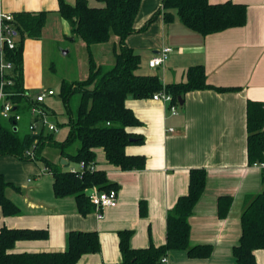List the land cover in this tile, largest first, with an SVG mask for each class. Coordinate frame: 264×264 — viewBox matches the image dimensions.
<instances>
[{
  "label": "crops",
  "instance_id": "1",
  "mask_svg": "<svg viewBox=\"0 0 264 264\" xmlns=\"http://www.w3.org/2000/svg\"><path fill=\"white\" fill-rule=\"evenodd\" d=\"M64 1L71 5L75 2ZM227 1L246 5L245 26L205 37L186 28L177 19L166 24L162 14L155 16L145 27L147 21L161 10L162 0L141 1L134 20L136 31L125 40L126 45L140 56L137 73L155 74L163 85H168L184 82L189 67L202 65L208 84L239 90L188 92L180 98L181 105L178 101L177 116H169L167 105L161 101L128 98L125 106L141 122V126L128 130L141 134L144 142L128 146L126 153L144 156L145 166L141 170L122 171L107 163L102 149H95V169L105 171L109 182L118 187L116 207L104 210L101 219L96 217L94 210L82 215L73 196L56 198L54 178L41 164L11 156L0 158V174L11 184L4 195L19 209L17 216H0V228L48 231L46 240L16 242L13 252L65 251L69 232L96 231L99 252L82 256L77 264H121L117 232L132 231L129 245L134 249L146 248L150 243L163 245L167 213L178 197L186 193L189 170L203 168L206 171L205 188L188 218L189 244L209 245L211 255L206 259H192L185 251L172 250L166 254L163 264H236L232 248L238 245L241 236L244 198L264 192L262 169L247 165L245 126L246 101L264 103V0H209L211 4ZM87 2L92 7L99 6L94 0ZM0 10L12 15L47 13L42 36L24 43V85L34 101L44 90H53L54 95L46 97L39 106L48 109V118L56 127L66 123L67 118L61 120L62 116L46 102L58 96L59 88L43 90L36 84L40 44L49 29L53 30L49 32L52 37L63 36L67 41H78L80 50L76 58L80 65L77 80L72 81L87 77L86 49L78 38L71 36L69 25L58 12V0H0ZM117 42L112 37L105 44L91 46L97 65H113ZM165 47L171 52L164 63L149 68V59ZM69 52L67 49L65 55ZM80 70H83L81 75ZM58 80L59 87L63 80ZM35 88L38 92L33 94ZM29 125L28 119L22 117L18 129L26 131ZM57 132L64 133L61 139L54 136L55 140L62 141L68 127L57 128ZM42 154L62 168L78 169L76 163L62 158L55 148L46 146ZM61 160L66 164L62 165ZM221 197H229L231 201L224 217H220L217 210ZM141 204L143 214L140 213ZM254 255L257 264H264V250H256Z\"/></svg>",
  "mask_w": 264,
  "mask_h": 264
},
{
  "label": "trees",
  "instance_id": "2",
  "mask_svg": "<svg viewBox=\"0 0 264 264\" xmlns=\"http://www.w3.org/2000/svg\"><path fill=\"white\" fill-rule=\"evenodd\" d=\"M99 6L92 7L87 0H75L67 4L58 0V12L69 25L72 37L79 38L86 49L87 77L80 81H61L58 96L65 108L68 127L62 141L44 128L33 133L27 127L19 131V120L4 119L0 115V158L11 156L21 161H34L54 178L56 198L73 196L79 212L86 215L93 211L88 191L95 187L100 191H117V185L109 182L103 170L95 169V149H102L109 165L122 171L141 170L145 157L128 155L126 148L142 145L141 134L128 130L141 126L139 119L125 106L128 98L147 99L165 92L171 96V104L178 102L188 92L213 90L219 93L238 91L236 87H215L207 83L204 67L196 65L186 71L184 82L163 85L155 74L137 73L140 56L129 48L125 40L133 34L134 20L142 0H94ZM166 24L178 20L183 26L200 36H207L246 24V5L230 1L211 4L209 0H162L161 10ZM47 20L46 12L13 14L18 34L17 46L8 52L14 69L13 84L6 88L14 113L26 117L28 124L36 122L31 110L38 103L28 96L23 76V49L27 39H39ZM112 37L117 39L114 63L110 67L99 66L93 59L92 45L105 44ZM43 108V107H42ZM49 113L48 109L43 108ZM246 157L248 166H259L264 181V103L247 100L245 107ZM57 128V127H56ZM77 143V144H76ZM76 144V151L70 148ZM55 148L60 156L76 163L78 169L62 168L43 157L45 147ZM32 153L33 157L28 155ZM85 165L79 169V164ZM93 166L91 169L90 167ZM206 171L203 168L190 169L185 194L178 197L166 217V241L161 246L152 243L146 248L134 249L129 245L130 230L117 232L121 264H161V258L169 251H185L192 259H206L211 255L209 245L190 246L188 218L204 191ZM11 184L0 174V216H17L19 209L8 200L4 191ZM230 198L218 199L217 210L224 217ZM140 213L144 207L140 206ZM241 236L238 245L232 248L236 264H257L254 252L264 250V192L244 198L241 216ZM48 231L31 229L0 228V264H77L87 254L100 250L96 231H71L67 238V249L58 252H13L18 241L46 240Z\"/></svg>",
  "mask_w": 264,
  "mask_h": 264
},
{
  "label": "built area",
  "instance_id": "3",
  "mask_svg": "<svg viewBox=\"0 0 264 264\" xmlns=\"http://www.w3.org/2000/svg\"><path fill=\"white\" fill-rule=\"evenodd\" d=\"M18 34L13 22V15L0 10V115L4 119L14 117L15 120H20L19 114L14 113L13 105L9 101V93L6 92V88L12 86L13 80L12 72L14 69L13 63L10 60L8 52L14 50L17 46ZM171 52L170 48H163L159 54L153 56L148 61V66L151 69L161 66L167 58V55ZM54 95L53 90H47L41 92L35 97V101L38 103L37 107H33L31 114L36 115L37 121L32 122L29 125V130L33 133H37L41 128L46 129L49 132H57L56 126L50 122L48 113L39 106L44 103L46 97ZM152 100L161 101L168 107L169 116H177L178 105L177 103L171 104V96L165 92L156 93L151 97ZM33 157L32 153H28ZM83 163L79 164V169H84ZM91 169L93 166L90 167ZM88 199L93 207L94 213L98 219L102 218L103 211L109 208H114L117 205V192L115 190L100 191L95 187H92L88 191ZM166 262L165 257L161 258L160 263Z\"/></svg>",
  "mask_w": 264,
  "mask_h": 264
},
{
  "label": "rangeland",
  "instance_id": "4",
  "mask_svg": "<svg viewBox=\"0 0 264 264\" xmlns=\"http://www.w3.org/2000/svg\"><path fill=\"white\" fill-rule=\"evenodd\" d=\"M42 32H43V29H42ZM49 32L52 33L53 30L49 29ZM49 32H46V36H44V39L42 40V42L40 44L41 45L40 46L41 49L39 50L40 58H39V60H37L39 70H38V79H37L36 84H38L40 86V88L43 90L47 87H52L54 90H57L59 88L58 87V82H59L58 79L61 78L63 81H69V82H71L72 80H77L76 79L78 76L77 69L79 68L80 62H79V59L76 57H77L78 51L80 50V47L77 46L78 41H73V42L71 41L70 42V41H67L65 38H63V36H61L60 38H55V37H52ZM78 40L83 45V42L79 38H78ZM66 48L69 49V51H70L68 55L63 54V51L64 52L67 51ZM82 52H83V50H82ZM78 55H79V53H78ZM93 59H94V61L96 60L94 57H93ZM26 62H27V60H26ZM96 64H97V62H96ZM51 66H52V68H51ZM81 72H83V70L79 71L80 75L82 74ZM142 72H144V71H142ZM79 79H83V77H79ZM37 92H38L37 88H35L32 91L33 94H36ZM178 101H179V99H178ZM46 102L50 106L53 107L54 111L58 115L62 116L61 118L59 117L61 120H63L66 117L64 104L62 102V99L59 96L56 95L54 98H52L50 100H46ZM176 103L178 105V102H176ZM178 107H179V105H178ZM52 120H55V119H52ZM57 128L59 129V127H57ZM64 128H65V126H64ZM54 135L58 139H61L63 137L64 133L63 132H57ZM76 144H74L70 148L69 152H73V153L75 152ZM52 151L50 153H52ZM252 167H254V166H252ZM257 167H259V166H257Z\"/></svg>",
  "mask_w": 264,
  "mask_h": 264
},
{
  "label": "water",
  "instance_id": "5",
  "mask_svg": "<svg viewBox=\"0 0 264 264\" xmlns=\"http://www.w3.org/2000/svg\"><path fill=\"white\" fill-rule=\"evenodd\" d=\"M67 53V51H63V54H66ZM179 103H180V105L182 104V100L179 98ZM61 164L62 165H65L66 164V162L64 161V160H61Z\"/></svg>",
  "mask_w": 264,
  "mask_h": 264
}]
</instances>
